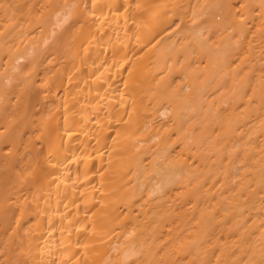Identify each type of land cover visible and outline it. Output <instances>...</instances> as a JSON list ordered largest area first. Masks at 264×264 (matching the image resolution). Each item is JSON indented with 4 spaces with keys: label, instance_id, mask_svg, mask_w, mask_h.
<instances>
[{
    "label": "bare ground",
    "instance_id": "bare-ground-1",
    "mask_svg": "<svg viewBox=\"0 0 264 264\" xmlns=\"http://www.w3.org/2000/svg\"><path fill=\"white\" fill-rule=\"evenodd\" d=\"M0 264H264V0H0Z\"/></svg>",
    "mask_w": 264,
    "mask_h": 264
}]
</instances>
